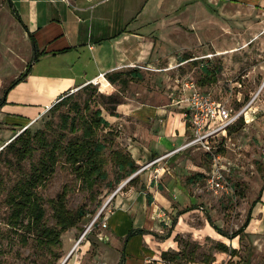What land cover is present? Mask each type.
Returning <instances> with one entry per match:
<instances>
[{
	"label": "rangeland",
	"instance_id": "rangeland-1",
	"mask_svg": "<svg viewBox=\"0 0 264 264\" xmlns=\"http://www.w3.org/2000/svg\"><path fill=\"white\" fill-rule=\"evenodd\" d=\"M156 9L157 15L145 22L146 28L142 33L143 36L156 40L149 63L155 67L154 70H145V64L139 68L112 72L110 74L113 80L108 82L109 86L102 79L104 87L92 84L68 91L66 96L70 97L64 105L54 111L52 106L45 108L25 127L31 134L40 132L48 143L56 139L64 142L75 138L81 134V129L70 130L75 105L86 119L98 110L100 117L107 122V126H100L96 131L97 140L105 146L103 157L107 178L103 182L88 193L81 188L70 169L59 163L53 175L37 188L38 194L46 200L54 198L66 187L67 208L71 211L83 209L86 212L77 227L60 236L61 247L54 248L53 252L40 246L36 231L25 227L26 221L19 228L8 225L9 210L4 201L6 193L15 182L30 173L41 150L38 149L33 156L20 162L16 161L13 152L6 150L5 146L23 128L0 141V175L6 190L0 195V264H61L64 260L65 263L68 261L71 252L77 253L84 241L97 246L95 242H100L97 235L106 229L102 223L113 211V196L119 185L126 180H122L114 189L109 188L108 183H114L120 175L111 161V152L120 150L132 159L135 154L137 160H133L137 169L134 173L139 172L153 157L151 149L156 132L147 128L143 119H137L131 111L149 105L165 106L168 92L176 86L178 88L184 78L198 82L203 78L204 68L214 72L213 82L204 85L220 92V96L229 99L235 107L245 104L256 93L257 97L252 104L253 121L242 120L231 127L227 134V145L221 153L226 159V168L230 171L226 175L233 184V196L214 195L207 190L199 173L201 168L207 167V162L200 152L189 151L184 155L193 162V167L185 171L182 182L187 185L188 199L190 203L195 202L193 207L197 210L190 215L191 219L188 221L196 227L202 218L206 220L209 217L216 227L228 235L241 226L250 203L256 198L264 182V0L256 3L248 0H161ZM44 65V61L40 62L33 72ZM49 67L64 68L65 64L56 61ZM132 70H137V77L133 76ZM13 80L14 78L6 81V87ZM239 97L240 101L237 102ZM119 107L121 111H118ZM173 112L176 113L177 110ZM177 119L183 122L182 116H177ZM174 133L177 134V120L168 134ZM163 162L160 163L161 166ZM152 169H146L141 174L149 172L150 178ZM152 177L151 181L154 180ZM140 184L142 181L137 176L133 188L139 189ZM43 208V225L52 226L54 220L46 202ZM174 215L175 213L167 214L166 221L169 224ZM92 221L95 223L89 227ZM159 225L163 229L160 236H165L168 227L164 229L163 222ZM88 227L87 233L76 245ZM175 240L178 250H182L185 245L197 244L189 235H178ZM240 245L245 249L242 253L249 252L251 245L247 235L241 236ZM225 246L232 249L231 244ZM197 249L191 257L184 255L181 262L202 259L203 251L197 252ZM243 256L242 254V259ZM202 257L207 255L203 253Z\"/></svg>",
	"mask_w": 264,
	"mask_h": 264
},
{
	"label": "crops",
	"instance_id": "crops-1",
	"mask_svg": "<svg viewBox=\"0 0 264 264\" xmlns=\"http://www.w3.org/2000/svg\"><path fill=\"white\" fill-rule=\"evenodd\" d=\"M9 1L12 5L8 0H0V100H4L0 101V141L22 129V124L35 120L68 91L92 81L106 80V75L112 72L139 68L145 64V70L155 69L149 63L156 40L142 33L146 28L145 22L157 15L156 8L161 0ZM248 1L256 3L259 0ZM34 49L40 53L35 61ZM42 61L45 65L33 72ZM56 61H61L65 67L50 68V64ZM26 69V76L3 95L5 82L13 78L16 80ZM132 71L136 73L137 70ZM195 83L200 90L220 95L213 88ZM174 90L177 86L166 94L165 106L149 105L131 111L137 119H143L147 128L156 132L151 149L152 159L179 148L190 135L185 123L177 119L181 116V109L170 101V93ZM118 111H121L120 107ZM251 111L252 107L245 122L253 121ZM175 120L177 134L169 135ZM227 138L222 149L227 145ZM189 151L200 152L207 162V167L199 170L204 180L210 162L201 150L188 148L173 153L162 163L163 169H157L158 175L154 180L151 181L154 172L150 173V178L149 172H146L138 175L142 181L139 189L133 188L136 181L126 182L118 189L112 199L113 211L105 218L106 229L97 235L100 242H95L96 246L84 241L81 249L77 253L71 252L64 264H118L122 248V264H164L160 259L162 252L181 251L175 240L178 235L191 236L200 246L197 252L203 251L201 258L203 253L212 257L211 264H262L264 189L261 190V187L264 182L258 191H261L259 202L252 208L251 219L245 229L251 248L244 254L245 249L238 237L227 239L203 218L196 227L188 221L190 215L197 211L193 207L195 202L190 203L188 199L187 185L182 182L185 171L193 167V162L184 156ZM134 155L133 159L137 160ZM222 156L226 166V159ZM158 166L161 165L153 169ZM188 208L193 209L178 215ZM170 213H175L176 223L169 237L161 239L163 229L159 223L170 227L171 220L170 224L166 221ZM131 229L148 232L132 236L124 245L123 239ZM216 243L231 244L236 253L229 255L217 251L214 249ZM186 264L204 263L194 260Z\"/></svg>",
	"mask_w": 264,
	"mask_h": 264
},
{
	"label": "trees",
	"instance_id": "trees-1",
	"mask_svg": "<svg viewBox=\"0 0 264 264\" xmlns=\"http://www.w3.org/2000/svg\"><path fill=\"white\" fill-rule=\"evenodd\" d=\"M39 54L40 53L34 49V61L38 58ZM203 70V78L198 80L199 84L202 86L205 83L209 84L211 83L210 81L213 82L214 80V72L206 68ZM133 73V76H138L137 73ZM26 74L27 69L5 88L3 95H5L14 85L19 83L26 76ZM117 75L118 74H116V76ZM106 80L110 83L113 80V76L111 74L106 75ZM90 85L92 84H87L84 87ZM69 97L70 95L66 96V93L60 96L58 101L52 105V111L57 110L59 107L64 105ZM0 101L4 102L2 99ZM73 109L75 111V115L70 123V130L76 131L81 129V134L79 136L68 139L64 142L56 139L48 143L44 141L40 132L31 134L30 131L25 128L5 146L6 150L14 153L17 162L28 159L33 156V153H35L38 149L41 150V155L39 156L37 162L32 165L30 173L22 176L15 182L11 190L6 193L4 201L9 210L7 220L8 225L13 228H19L24 226V221H26L25 227H29L36 231L40 246L52 252L54 248L61 247L60 236L68 230L77 227L78 223H80L86 216V212L83 209L71 211L67 208L66 187H63L61 192L54 198L44 200L37 192L38 186L43 185L53 175L55 167L59 163L70 169L71 173H73L75 178L79 181L81 188L88 193H91L96 185L103 182L107 178V173L104 170L105 159L103 157L105 146L96 138V131L98 128L100 126H107V122L100 117V112L98 110L92 112L90 117L86 119L85 116L80 113L81 111L79 107L75 105ZM27 123L28 122L22 124L21 127L24 128ZM111 161H113L118 174H120L116 177L114 183H108L109 188L114 189L122 180L129 178L136 171L137 165L131 156L122 154L120 150H113L111 152ZM136 179L137 176L130 178L127 181V184L136 181ZM262 189H264V185H262L261 190ZM5 191L4 181L0 175V195ZM260 195L261 191L246 211V215L241 226L229 235L223 232L220 228L216 227L209 217H206V220L220 235L226 237L227 239L238 237V240L241 241V236L247 235L245 233V229L250 222L252 208L257 202H259ZM148 201H150L149 198ZM45 202L51 210V215L54 220L52 226L43 225L45 216L43 204ZM192 209L193 208H188L183 212H179L178 215ZM175 223L176 218L173 217L171 219L170 227L167 228L168 230L166 235L160 236L159 238L164 239L169 237ZM163 228L166 229V226ZM147 232L148 231L145 229H131L123 239L124 245L132 236ZM196 245L197 244L189 246L185 245L178 253L170 254L162 252L160 254V259L169 264H186L181 262L182 257L184 255L191 257V255L194 254V251L199 248V246ZM214 249L229 255H234L236 253L235 250L229 249L222 243H216L214 245ZM53 255H55L56 259H58L56 254ZM123 260L124 252L122 248L121 259L118 264H122ZM188 261L192 262L194 260L187 259V262ZM200 261L204 264L213 263L211 256L204 257L200 259Z\"/></svg>",
	"mask_w": 264,
	"mask_h": 264
},
{
	"label": "built area",
	"instance_id": "built-area-1",
	"mask_svg": "<svg viewBox=\"0 0 264 264\" xmlns=\"http://www.w3.org/2000/svg\"><path fill=\"white\" fill-rule=\"evenodd\" d=\"M89 84H100L101 87H104L102 81H92ZM107 84L109 86L108 82ZM231 94L232 91L228 95L231 96ZM256 97L257 93L245 104L235 107L229 99H224L219 94L210 90H200L194 80H181L177 90L172 91L169 98L172 105L178 106L181 109L183 122L190 130L188 139L179 148L149 161L139 172L132 174L129 179L141 175L146 169L160 165L161 162L173 153L188 148H195L201 150L210 162V169L204 178L207 190L214 195L233 196L235 190L232 182L226 175L230 171L223 164L221 149L225 145L224 141L230 128L242 120L245 122V117L251 110ZM236 101L239 102L240 99L237 98ZM157 169L162 170L163 166L153 169L154 179L158 175ZM94 221L91 222L89 227L95 223ZM102 226L106 227L105 221L102 223ZM89 227L82 233L76 245L85 236Z\"/></svg>",
	"mask_w": 264,
	"mask_h": 264
},
{
	"label": "water",
	"instance_id": "water-1",
	"mask_svg": "<svg viewBox=\"0 0 264 264\" xmlns=\"http://www.w3.org/2000/svg\"><path fill=\"white\" fill-rule=\"evenodd\" d=\"M8 3H9V5H12V3L8 0ZM129 179V178H128ZM128 179H126L122 184H120L119 185V187H118V189L122 186V185H124L127 181H128ZM114 195V194H113ZM67 259V258H66ZM66 260H64L61 264H63L64 262H65Z\"/></svg>",
	"mask_w": 264,
	"mask_h": 264
},
{
	"label": "bare ground",
	"instance_id": "bare-ground-1",
	"mask_svg": "<svg viewBox=\"0 0 264 264\" xmlns=\"http://www.w3.org/2000/svg\"><path fill=\"white\" fill-rule=\"evenodd\" d=\"M64 263H65V262H64ZM64 263H63V264H64Z\"/></svg>",
	"mask_w": 264,
	"mask_h": 264
}]
</instances>
